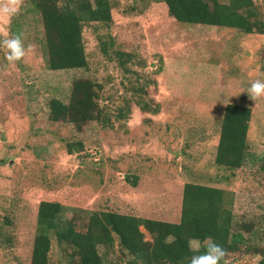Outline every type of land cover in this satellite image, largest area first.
<instances>
[{"label": "rangeland", "instance_id": "obj_1", "mask_svg": "<svg viewBox=\"0 0 264 264\" xmlns=\"http://www.w3.org/2000/svg\"><path fill=\"white\" fill-rule=\"evenodd\" d=\"M109 2V24H82L85 69L46 67L30 0L19 14L0 18V40L21 34L26 48L34 45L15 64L0 48V264H29L40 201L59 203L62 219L80 209L177 223L185 183L223 190L233 224H253L248 242L264 249V98L254 103L246 93L264 80V33L178 23L159 0ZM253 4L264 21V2ZM110 40L104 55L101 42ZM113 51L130 60L119 67ZM85 79L100 87L102 119L79 129L49 121L48 102H67L72 82ZM139 100L149 110L140 111ZM227 104L250 109L247 155L235 170L213 163ZM84 222L80 217L78 227ZM59 247L51 241L48 264H66ZM98 252L101 264L130 263L115 242ZM259 259L228 254L220 264Z\"/></svg>", "mask_w": 264, "mask_h": 264}, {"label": "trees", "instance_id": "obj_2", "mask_svg": "<svg viewBox=\"0 0 264 264\" xmlns=\"http://www.w3.org/2000/svg\"><path fill=\"white\" fill-rule=\"evenodd\" d=\"M30 1L41 19L46 67L52 71L85 69L82 24H109V0ZM159 2L165 6L167 15L178 23L234 29L247 35L264 33V21L259 19L253 0ZM111 45V40L110 43L101 42L102 54L108 55L107 50ZM113 52L119 67L130 60V55ZM95 87L100 88L90 80L73 81L67 102L57 99L48 102L49 121L68 123L76 129L88 122L100 121L102 118L95 103ZM141 102L136 101L135 106L143 112L149 110ZM128 112L127 107L119 111L116 117L126 118ZM249 119L248 107L236 104L224 106L213 159L216 166L235 170L243 165L247 155ZM67 147V153L71 154L70 146ZM130 184L135 185V178ZM61 210L57 202L38 203L29 264H48L52 240L61 247L66 264H101L98 249L106 251L114 242L120 257H129V264H190L191 257L204 252L210 240L221 245L227 255H258V264H264V249L248 242L253 224H233L231 212L226 208L225 192L217 188L185 183L181 190L177 223L80 209L73 210L69 218L62 219ZM80 217L85 222L78 227ZM139 228L149 235V241L144 240ZM169 235L175 237V243L166 245L164 240ZM189 241L201 244L200 251H191Z\"/></svg>", "mask_w": 264, "mask_h": 264}, {"label": "clouds", "instance_id": "obj_3", "mask_svg": "<svg viewBox=\"0 0 264 264\" xmlns=\"http://www.w3.org/2000/svg\"><path fill=\"white\" fill-rule=\"evenodd\" d=\"M25 0H0V18H11L19 14ZM223 3V0H222ZM0 32H3L0 29ZM0 48L5 50V57L9 64H15L23 60L28 52L34 50V45L25 47L21 34L9 36L4 33V38L0 40ZM248 99L254 103L264 98V80H254L246 91ZM164 243L171 245L175 243V237L169 235L165 238ZM189 248L193 252H199V245L195 241H189ZM226 250L219 244L209 241L206 250L200 254L193 255L190 264H220L226 257Z\"/></svg>", "mask_w": 264, "mask_h": 264}]
</instances>
